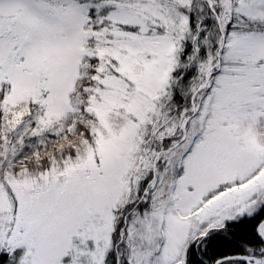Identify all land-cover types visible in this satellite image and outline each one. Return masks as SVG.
<instances>
[{
    "label": "snow or ice",
    "instance_id": "1",
    "mask_svg": "<svg viewBox=\"0 0 264 264\" xmlns=\"http://www.w3.org/2000/svg\"><path fill=\"white\" fill-rule=\"evenodd\" d=\"M0 264H264V0H0Z\"/></svg>",
    "mask_w": 264,
    "mask_h": 264
}]
</instances>
